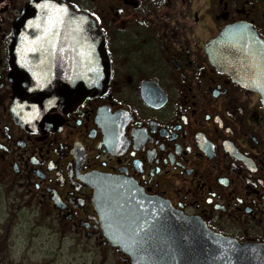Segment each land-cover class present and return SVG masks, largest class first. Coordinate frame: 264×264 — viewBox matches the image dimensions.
Instances as JSON below:
<instances>
[{"label": "flooded vegetation", "instance_id": "1", "mask_svg": "<svg viewBox=\"0 0 264 264\" xmlns=\"http://www.w3.org/2000/svg\"><path fill=\"white\" fill-rule=\"evenodd\" d=\"M36 1L89 16L108 67L101 89L67 111L52 110L32 130L11 112L8 41ZM240 22L264 39V0H0V264H52L58 250L29 259L39 228L67 243L65 254L78 264H135L107 241L96 178L131 182L216 234L264 246L263 94L209 50ZM41 34L49 38L34 43L33 69L85 66L83 45L63 47L54 40L63 32ZM6 199L22 212L14 221L30 229L23 240L1 231Z\"/></svg>", "mask_w": 264, "mask_h": 264}, {"label": "water", "instance_id": "2", "mask_svg": "<svg viewBox=\"0 0 264 264\" xmlns=\"http://www.w3.org/2000/svg\"><path fill=\"white\" fill-rule=\"evenodd\" d=\"M50 18L56 23L51 24ZM42 32H63L54 40L65 48L73 44L76 50L78 44L83 45L85 66L58 73L33 69L30 62L40 53L33 49L34 43L49 38ZM99 32L89 16L70 6L36 1L24 10L8 41L13 54L10 108L17 123L39 129L47 123L49 112L67 111L105 85L108 64L101 56ZM209 50L216 64L260 91L264 99V39L251 25L227 26ZM49 75L57 80L50 81ZM95 182L94 204L107 241L135 264H264V246H242L216 234L131 182L114 178H96Z\"/></svg>", "mask_w": 264, "mask_h": 264}, {"label": "rangeland", "instance_id": "3", "mask_svg": "<svg viewBox=\"0 0 264 264\" xmlns=\"http://www.w3.org/2000/svg\"><path fill=\"white\" fill-rule=\"evenodd\" d=\"M8 201V204L5 207L4 215H3V223H5V227L1 229V231H4L5 235H8V239L11 240H23L25 236H30L31 232L29 228H25L23 224H19L20 216L22 212L20 211H12L10 210L11 201L12 199H6ZM10 204V205H9ZM9 209V210H8ZM17 215V216H14ZM18 219V222L14 221V218ZM2 220V219H1ZM14 223H16L14 225ZM33 228V227H32ZM36 229V228H35ZM35 233H37L36 237L33 238L34 242L31 243L32 246H34L33 249L29 252L28 256L32 257L29 258L30 261H33V257L36 255H44V252L42 250H50L53 249L58 250L56 254H51L49 257V262L52 264H78V260L76 259H69L70 254H65V249H68L66 247L68 244H58L54 242L55 238L54 236H51L50 232L46 228H39L38 230H35ZM19 244V241H17ZM41 248V249H40ZM98 254V253H97ZM96 254V255H97ZM89 257L95 256V254H85Z\"/></svg>", "mask_w": 264, "mask_h": 264}, {"label": "snow or ice", "instance_id": "4", "mask_svg": "<svg viewBox=\"0 0 264 264\" xmlns=\"http://www.w3.org/2000/svg\"><path fill=\"white\" fill-rule=\"evenodd\" d=\"M47 6H48L47 4L44 5V7H47ZM49 22H50L51 24H55V23H56V21L53 20V19H51V18H50V21H49Z\"/></svg>", "mask_w": 264, "mask_h": 264}]
</instances>
